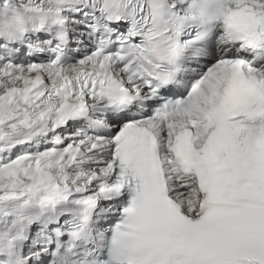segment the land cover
Masks as SVG:
<instances>
[{
	"label": "snow or ice",
	"instance_id": "6c2138e0",
	"mask_svg": "<svg viewBox=\"0 0 264 264\" xmlns=\"http://www.w3.org/2000/svg\"><path fill=\"white\" fill-rule=\"evenodd\" d=\"M0 264H264V0H0Z\"/></svg>",
	"mask_w": 264,
	"mask_h": 264
}]
</instances>
